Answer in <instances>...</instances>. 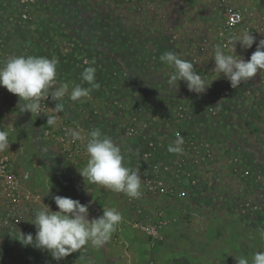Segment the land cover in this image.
Here are the masks:
<instances>
[{
    "label": "rangeland",
    "instance_id": "374dc122",
    "mask_svg": "<svg viewBox=\"0 0 264 264\" xmlns=\"http://www.w3.org/2000/svg\"><path fill=\"white\" fill-rule=\"evenodd\" d=\"M227 6L245 14L237 33L256 38L248 49L237 43V54L248 60L264 39V0H0L1 63L13 55L52 58L58 85L82 87L90 86L81 73L96 70L98 87L83 101L65 97L51 126L46 116L56 101L46 99L45 115L36 117L19 112L18 96L0 87V110L20 127L18 150L31 158H25L28 167L36 160L37 169L29 171L39 184L41 207L57 210L53 197L61 195L87 204L89 219L100 217L103 207L122 215L102 247L89 244L57 261L16 239L20 232L35 236L34 206L26 223L0 226V264H238L264 251V71L237 88L223 75L216 79L215 50H227L232 36L220 33ZM167 52L192 62L209 84L215 80L202 94L183 80L173 82V69L160 59ZM63 124L79 132L80 147L97 130L110 137L134 170L147 142L169 150L183 139L188 196L141 202L142 212L164 208L170 216L162 240L152 242L133 228L141 214L126 194L84 180V157L70 156L50 135Z\"/></svg>",
    "mask_w": 264,
    "mask_h": 264
},
{
    "label": "clouds",
    "instance_id": "9594fccd",
    "mask_svg": "<svg viewBox=\"0 0 264 264\" xmlns=\"http://www.w3.org/2000/svg\"><path fill=\"white\" fill-rule=\"evenodd\" d=\"M256 42L254 35L246 30L229 37V47L225 50L217 47L213 56L215 67L213 72L229 80L231 87L237 88L242 82L251 80L258 72L264 71V39H261L248 60L236 52L237 43L248 49ZM234 53V54H233ZM172 69L173 82L183 80L187 88L197 94L207 90L209 84L199 75L192 62L184 60L173 52L160 57ZM57 61L44 56L13 55L0 65V87L18 96L19 112H30L36 117L44 114L41 101L49 97L56 101L54 112L47 115V124H56V114L64 110L63 100L83 101L93 88L98 87L96 70L86 68L81 78L90 87L70 86L68 83L57 84ZM71 88V90H70ZM45 115V114H44ZM10 131L0 130V152L10 148ZM73 141L82 139L79 132H72ZM183 139L177 137L170 152L183 150ZM88 160L79 170L80 175L89 184H97L117 193H124L130 198L139 199L141 192V176L137 170L124 163L120 147L110 138L103 136L99 130L92 132L85 145ZM50 189L48 190L49 193ZM57 210L47 207L38 208L30 221L36 228L35 236L20 232L19 240L23 245H34L48 251L59 261L71 253L84 250L89 244L102 247L117 230L122 221L121 213L112 207H103V214L89 219L88 205L66 196L53 197ZM264 239V229L260 231ZM238 264H264V251H258L250 258L237 259Z\"/></svg>",
    "mask_w": 264,
    "mask_h": 264
},
{
    "label": "built area",
    "instance_id": "2783aa9c",
    "mask_svg": "<svg viewBox=\"0 0 264 264\" xmlns=\"http://www.w3.org/2000/svg\"><path fill=\"white\" fill-rule=\"evenodd\" d=\"M21 16L24 19L28 18L26 11ZM245 22L246 18L242 9L227 6L220 33L233 35ZM41 103L45 113L46 101ZM74 131L70 124H63L60 130H50V135L62 142L70 156L79 154L87 161L88 155L85 148L80 147L78 141L74 142L72 139ZM140 157V166L135 170L141 176L142 195L139 199L128 197V201L138 207L137 213L141 215L133 220L132 226L134 229L143 231L152 242H159L163 238V230L171 224V218L164 208L142 212L141 202L147 197L171 200L187 197L190 191L187 183L190 177V173L186 170L187 157L182 152L171 154L170 151L158 146L156 142L150 141L146 143ZM40 199V194L25 187L24 177L15 168L11 157L0 153V226L8 227L26 223L27 207H31Z\"/></svg>",
    "mask_w": 264,
    "mask_h": 264
},
{
    "label": "crops",
    "instance_id": "0c3cea01",
    "mask_svg": "<svg viewBox=\"0 0 264 264\" xmlns=\"http://www.w3.org/2000/svg\"><path fill=\"white\" fill-rule=\"evenodd\" d=\"M3 63L0 62V65H2ZM1 109V108H0ZM6 112L3 110H0V130H6L3 129L2 126L3 125H7L9 127L10 131V136H9V140H10V148L4 152H0L2 154H7L11 157L13 164L15 166V168L22 173L23 177H24V185L27 189L31 190L34 193H38L41 196V199L38 202H34V204H32L31 207H27V213L32 214L34 212V206H35V211L38 208H41V204L43 203V198H42V194H41V190H39V188L37 186H39V184H37V182L35 181V178H33L31 176V172L29 171L31 168L32 169H37V166L35 164V158L32 157V164L29 165V167L27 166V159L28 157H25L22 152L20 150H18V148L20 147V138H19V129L20 127L18 125H12L10 124L8 121V117L5 114ZM12 148H16L15 150H12ZM11 149V151H10ZM166 150H168L166 148ZM169 151V150H168ZM171 154H174L173 152H170Z\"/></svg>",
    "mask_w": 264,
    "mask_h": 264
}]
</instances>
